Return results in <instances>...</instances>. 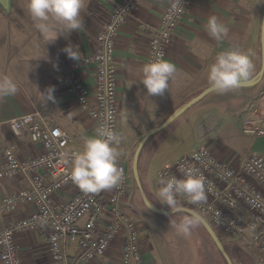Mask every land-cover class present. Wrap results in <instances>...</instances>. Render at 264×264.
Masks as SVG:
<instances>
[{
    "label": "crops",
    "instance_id": "1",
    "mask_svg": "<svg viewBox=\"0 0 264 264\" xmlns=\"http://www.w3.org/2000/svg\"><path fill=\"white\" fill-rule=\"evenodd\" d=\"M171 1L140 2L118 30L115 39L117 133L122 136L117 164L125 158L124 167L129 174L128 191L121 198L119 209L136 226L141 264H227L221 255H217L218 251L215 253V246L200 224L198 226L203 234L198 232L196 239H193L192 233L184 235L177 230L172 222L179 223L188 215L182 212L173 214L156 201L159 188L157 172L162 166L172 165L180 155L202 147L209 149L216 160L234 170L252 155L264 158V137L253 139L242 133L243 122L251 110H264V71L260 81L252 87L223 94L213 91L206 95L166 129L152 136L144 146L138 163L143 193L154 207L170 215H155L144 207L130 177L126 155L133 144L126 137L146 136L175 111L207 90L208 69L221 51L238 49L248 54L254 65L248 81L255 79L264 61L261 45L264 0H192L165 52L164 59L173 63L177 71L163 95L149 98L141 83L142 69L150 63L151 33L158 29L162 13ZM119 2L86 0L81 14L82 28L69 35L62 34L54 42L46 44L27 11L26 0H0V78L10 76L18 86L16 93L0 97V168L4 163L3 150L6 147H12L20 160L36 158L45 152L27 134L16 135L9 125L11 119L40 113L49 124L69 135V150L81 149L84 142L95 134V123L65 88L63 78L70 61H79L97 51V35ZM213 16L227 28L219 41L207 30L208 20ZM68 46L77 53V60L63 51ZM80 78L84 86L93 90L91 71L82 73ZM49 88H54L53 100H48L46 90ZM91 103H94L93 97ZM153 147L155 149L151 151ZM157 153L159 159L153 165ZM246 179L252 187L261 190L254 178ZM29 187L27 176L19 174L2 178L0 201ZM110 190L97 194L105 198ZM80 191L76 185L64 186L54 195V202L57 205L67 203ZM181 203L185 207L182 209H187L182 200ZM35 212V206L30 204L10 212L0 210V230L14 226ZM109 220V212L104 211L99 217L98 230H103ZM127 237L128 226L122 223L104 255L87 264H119ZM219 240L231 264H264L263 247H248L243 241L235 239ZM13 243L20 264H54L44 232L33 230L15 234ZM66 252L69 257L76 256L77 244L68 243Z\"/></svg>",
    "mask_w": 264,
    "mask_h": 264
},
{
    "label": "built area",
    "instance_id": "2",
    "mask_svg": "<svg viewBox=\"0 0 264 264\" xmlns=\"http://www.w3.org/2000/svg\"><path fill=\"white\" fill-rule=\"evenodd\" d=\"M142 1L120 0L97 35V51L79 61H70L65 68L63 85L78 105L86 109L96 129L101 123H106L117 132L119 112L114 67L115 39L118 30ZM191 1L179 0L181 11L173 7L176 0H172L166 7L158 29L151 33L150 62L156 58L157 52L165 58L166 48ZM88 71L93 75V90L84 86L80 78L82 73ZM109 112L112 115L111 121L106 120ZM9 125L16 135L27 134L45 152L36 158L20 160L12 147L3 150L4 163L0 168V179L24 175L29 177L30 187L4 197L0 201V210L10 212L30 204L35 206L36 212L14 226L0 230L1 264H20L13 237L33 230L46 234L54 264H87L104 255L122 223L128 226V237L123 244L119 264H141L136 226L119 209L120 200L128 191L129 174L124 167L125 158L117 164L123 170L124 178L109 191L107 197L81 190L67 203L57 205L54 195L64 186L75 185L69 179L70 164L65 156V153L75 151L69 150L71 138L59 127L49 124L40 113L11 119ZM242 133L253 139L264 137V110H251L243 122ZM189 166L205 178L208 199L207 203L199 206L182 200L187 209L198 211L219 239H235L250 246H264V158L252 155L234 170L216 160L209 149L202 147L180 155L172 165L162 166L157 172V178L162 175L182 179L181 167ZM247 177L254 178L261 190L252 187ZM104 211L109 212L110 220L103 230H98L99 217ZM68 243L77 244L76 256L67 255Z\"/></svg>",
    "mask_w": 264,
    "mask_h": 264
},
{
    "label": "clouds",
    "instance_id": "3",
    "mask_svg": "<svg viewBox=\"0 0 264 264\" xmlns=\"http://www.w3.org/2000/svg\"><path fill=\"white\" fill-rule=\"evenodd\" d=\"M86 0H26V8L36 23L37 30L42 34L46 44L54 42L62 34H70L82 28V12ZM180 2L176 0L173 7L181 11ZM209 34L216 40H221L227 28L218 23L216 17H210L207 24ZM68 57L77 60L78 55L73 47L63 49ZM46 53V52H45ZM253 61L250 56L238 49L217 53L215 62L207 73L209 88L217 93L237 90L248 81L253 72ZM176 66L163 58L157 52L156 58L142 69V85L146 95L150 97L163 95L169 81L174 77ZM17 83L10 76L0 78V97L16 93ZM54 88L46 90L48 100H53ZM45 94V93H44ZM106 120L111 121V113H107ZM122 136L111 128L109 124L101 123L95 134L87 139L82 148L71 153H65L70 164L69 179L85 193H98L102 190L117 187L124 178L123 170L117 165L121 155L120 144ZM183 178L176 176L164 177L158 175L160 185L156 192V201L165 205L171 213L181 211V200L191 205L199 206L207 203L205 178L198 174L194 167L180 169ZM204 222V217L196 210L183 218L179 223H172L177 230L190 235L194 227Z\"/></svg>",
    "mask_w": 264,
    "mask_h": 264
},
{
    "label": "water",
    "instance_id": "4",
    "mask_svg": "<svg viewBox=\"0 0 264 264\" xmlns=\"http://www.w3.org/2000/svg\"><path fill=\"white\" fill-rule=\"evenodd\" d=\"M261 45H262V50L264 53V11H263L262 25H261ZM263 71H264V61H263L262 68H261L260 72L258 73L257 77L251 81L244 82L240 88H247V87H252V86L256 85L260 81V78L263 74ZM211 92H213V91L210 88H208L203 93H201L199 96H197L196 98H194L193 100H191L190 102L185 104L183 107H181L180 109L175 111L162 125L151 130L146 136H144L143 139L138 144L136 150H135V153L133 156V161H132V168H131L132 176H133L135 185L137 187V190L140 193L141 200H142L144 207L148 211H150L151 213H153L155 215L166 216V215H170L171 213L161 211V210L157 209L156 207H154L150 202H148V200L146 199V197L143 193L142 185H141V182L139 179V174H138V163H139V158H140L141 152H142L144 146L146 145V143L148 142V140L152 136H154L155 134L166 129L175 119H177L179 116H181L187 109H189L191 106H193L194 104L199 102L202 98H204L206 95L210 94ZM180 212H182L188 216H190L192 214V211L187 210V209H181ZM200 225L203 227V229L205 230V232L209 236L210 240L212 241L213 245L215 246V248L217 249L219 254L223 257V259L226 261V263L231 264L230 258L228 257L226 251L224 250V247H223L221 241L219 240L217 235L214 233V231L211 229L209 224L204 220V222L201 223Z\"/></svg>",
    "mask_w": 264,
    "mask_h": 264
},
{
    "label": "rangeland",
    "instance_id": "5",
    "mask_svg": "<svg viewBox=\"0 0 264 264\" xmlns=\"http://www.w3.org/2000/svg\"><path fill=\"white\" fill-rule=\"evenodd\" d=\"M162 135H164V134H162ZM158 137H160V136H158ZM126 138H127V140H128L129 142H132V144H133V145H131V146L129 147V151L127 152V155H126V160H127V164H128V169H129V171H130V177H131L132 181L134 182V179H133V176H132V170H131V168H132V161H133V156H134L135 150H136V148H137L139 142L142 140L143 136H127ZM154 149H155V147H153V148L151 149V151H153ZM154 152H155V151H154ZM141 154H142V153H141ZM153 159H154V161L152 162V164L154 165V164L158 161V159H159V153H157V154L154 156ZM161 205H162V204H161ZM162 207L165 208L166 206H165V205H162ZM166 208H167V207H166ZM182 208H185V207L182 206ZM198 232H200L201 234H203V232H202L200 226L194 227V228L192 229L191 233H192V235L194 236L193 239H196V235H197ZM252 246H255V245H252ZM248 247H249V245H248ZM256 247H261V248L263 247V248H264V246H262V245H256ZM214 251H215V253L217 254V249L214 248ZM217 255H220L219 252H218Z\"/></svg>",
    "mask_w": 264,
    "mask_h": 264
}]
</instances>
